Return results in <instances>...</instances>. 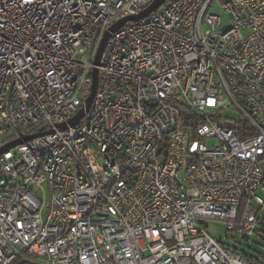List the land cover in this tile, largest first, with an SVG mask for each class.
I'll use <instances>...</instances> for the list:
<instances>
[{"label":"built area","instance_id":"built-area-1","mask_svg":"<svg viewBox=\"0 0 264 264\" xmlns=\"http://www.w3.org/2000/svg\"><path fill=\"white\" fill-rule=\"evenodd\" d=\"M152 1L0 0V264H264L205 227L264 207V0H167L96 65Z\"/></svg>","mask_w":264,"mask_h":264},{"label":"rangeland","instance_id":"rangeland-1","mask_svg":"<svg viewBox=\"0 0 264 264\" xmlns=\"http://www.w3.org/2000/svg\"><path fill=\"white\" fill-rule=\"evenodd\" d=\"M224 17L225 24L229 23L222 11H219ZM259 210V224L255 232L247 236L239 235L226 231V223L222 221H208L205 224L207 232L216 240L236 249L241 254H245L254 259L264 262V207L254 205Z\"/></svg>","mask_w":264,"mask_h":264},{"label":"water","instance_id":"water-1","mask_svg":"<svg viewBox=\"0 0 264 264\" xmlns=\"http://www.w3.org/2000/svg\"><path fill=\"white\" fill-rule=\"evenodd\" d=\"M166 1L167 0H153L152 3L147 8H145L143 11H141L139 14H137L135 16L127 17L125 19H122L119 22L115 23L113 26H111L109 28V30L105 32L103 38L101 39V42H100V45H99V48H98V51H97V54L95 57V64L99 65L103 51H104V48H105L107 42L109 41L112 33H115L116 31H118L128 21L137 22V21H141V20L147 18L153 12L157 11L160 7H162ZM93 76H94V85H93L92 93H91L90 97L86 100L84 107L81 109V111L78 113V115L71 121L72 125L78 124L80 122V120L86 115V113H88V111L91 107L93 97H94L95 92L97 90L98 71L96 69L94 70ZM42 135H44V133L34 135V136H29L25 139L29 140V139L35 138L37 136H42ZM19 143H21V142L16 141V142H13V143L7 145L6 147H4L3 149L0 150V155L3 152L7 151L8 149L15 147Z\"/></svg>","mask_w":264,"mask_h":264},{"label":"trees","instance_id":"trees-1","mask_svg":"<svg viewBox=\"0 0 264 264\" xmlns=\"http://www.w3.org/2000/svg\"><path fill=\"white\" fill-rule=\"evenodd\" d=\"M14 264H24L22 261L18 260Z\"/></svg>","mask_w":264,"mask_h":264}]
</instances>
